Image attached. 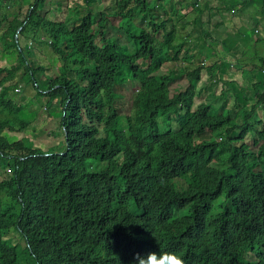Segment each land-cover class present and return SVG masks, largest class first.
<instances>
[{"label":"trees","instance_id":"16d2710c","mask_svg":"<svg viewBox=\"0 0 264 264\" xmlns=\"http://www.w3.org/2000/svg\"><path fill=\"white\" fill-rule=\"evenodd\" d=\"M81 1L84 13L70 27L40 15L45 0H21L18 12L0 0V44L16 60L0 64V264H133L147 250L176 252L185 264H264L262 50L237 52L230 35L217 41L208 30L187 31L182 10L195 12V26L210 0H111L104 10ZM220 8L257 24L264 0ZM114 17L126 18L117 26L122 40L104 37ZM20 36L46 45L59 63L44 90L36 76L45 67ZM142 63L166 70L141 80L124 113L119 66L136 71ZM203 70L210 85L197 89ZM212 73L220 106L206 100ZM22 76L48 103L62 91V152L26 149L6 135L29 124L13 97ZM182 77L187 86L156 95Z\"/></svg>","mask_w":264,"mask_h":264},{"label":"rangeland","instance_id":"374dc122","mask_svg":"<svg viewBox=\"0 0 264 264\" xmlns=\"http://www.w3.org/2000/svg\"><path fill=\"white\" fill-rule=\"evenodd\" d=\"M21 0H6V2L9 3L15 11H17V7L19 6ZM215 4H218L221 2V0H214ZM76 0H45L44 3H42L38 11L40 15H44L52 20L56 21H65L68 22L70 27L73 26L77 21V18L82 15L83 12V6L84 2L81 0H78L79 5H76ZM111 0H95V9H107L110 5ZM210 10V8L208 9ZM204 11L203 14H207V11ZM185 15L189 14V19L193 18L192 15H195L194 11H190V9L183 10ZM18 12V11H17ZM230 13V12H229ZM187 16V15H186ZM244 22L245 26H243L247 31L248 35L251 37V40L255 41L256 39L260 38L262 41H257L256 46H254V50L250 49L252 52L257 51L258 49L262 50V55L264 56V14L263 12L258 17V20L255 19V22L257 24H254V20H249V14L244 15ZM13 17L11 14L7 16V18ZM110 22L113 24L111 26L110 24H107V29L105 33V39L108 40L109 38H117V39H124V32L120 29H118V25L122 23L126 18H109ZM257 20V21H256ZM136 23L139 25L142 22H140L139 19H136ZM212 22H209L208 24H211ZM241 23V24H242ZM243 25V24H242ZM213 26V24H212ZM203 28V23L199 25L198 23L192 27L193 32L195 34H200L202 30H206L205 26ZM95 29V28H94ZM214 29V30H213ZM212 29V32H218L220 28V25L214 24ZM237 29V28H236ZM238 30V29H237ZM227 32V31H226ZM229 38H233V36L230 33L234 34V28H230L228 30ZM192 34V35H195ZM96 37V42L100 45H103L104 40L101 38L98 32L94 34ZM228 36L225 35L222 37V39L226 38ZM20 45L21 47H25L28 45L29 51H30V57L33 58V62L38 63V65H41L45 67V69H42L36 76V79L38 81V87L42 90L46 89L48 85L47 78L53 77L55 73H57V65L59 63L55 62L53 63V56L54 54L50 51V49L44 45V44H37L31 41L29 38H25L24 36H20ZM126 43L128 40H125ZM255 41V42H256ZM234 42V39H233ZM237 46H242L245 44L244 42H237ZM237 48V47H236ZM126 52L132 53V50L129 49L128 43L125 47ZM260 50V51H261ZM212 59V58H211ZM0 64L2 66H11L16 64L15 55H9L6 54L1 47L0 44ZM166 66H157V64H149V63H142L141 67L136 71H130L129 69L123 68L121 65L119 66V76H118V93L120 94L121 98V107L122 111L124 113L127 112L130 106V98L133 95L135 88L138 87L141 80H143L147 75H150L152 73H158V72H164L166 70ZM181 67V66H180ZM50 68V69H49ZM209 73L205 70L201 72L200 81L198 83V88H205L207 84L210 85V83H206L209 81ZM211 77L213 79L212 83H214L211 88L210 92H213V94H208V98L206 100H209L210 102L216 104L217 106H220L221 103L224 101L223 97H219L220 90L222 88V84L220 82L216 83V77H214V73H212ZM188 82L186 77H182L179 80H176L174 82H171L169 85L161 88L156 92L157 96L160 97H166L170 96L171 94L175 93L177 89H181L185 86H187ZM20 88L19 92H16L14 94V99L25 106V110L23 111V118L28 120L29 124L25 131H7L6 135L8 136L9 140L13 143H17V145H21L26 149H33V148H39L43 151H50L54 150L56 152H62L65 149V137L63 133V129L61 126V111L63 104L62 101V91H59L57 87L53 90V96L54 100L52 102L48 103L47 96H44L43 94H38L37 90L33 87L31 81L26 77L22 76L18 86ZM205 94V95H207ZM205 95H198L200 97L195 98V104L199 103V100L202 99ZM47 104V105H46ZM232 105V102L230 101L228 104H225L223 107L224 110L223 114L226 113L227 109ZM7 112V111H6ZM3 114V113H1ZM240 112L235 111V116L239 117ZM258 117L264 118V110H258L257 112ZM225 159V155H222L218 158V161L215 163L217 165H223ZM2 172V171H0ZM5 174L9 175L10 171L6 170ZM4 174V175H5ZM8 236L10 237L11 241L13 243L19 241L22 244V240L19 237V235L11 229ZM249 253H246V256L249 257Z\"/></svg>","mask_w":264,"mask_h":264},{"label":"crops","instance_id":"0c3cea01","mask_svg":"<svg viewBox=\"0 0 264 264\" xmlns=\"http://www.w3.org/2000/svg\"><path fill=\"white\" fill-rule=\"evenodd\" d=\"M213 1L214 0H210V3H211L210 10L207 11L206 15L203 13H204V11L206 12L207 9H205L202 13H200L198 15L199 17H198L197 23L199 25H201L203 23V27L205 26L206 30L210 31L212 33L213 37L217 41L219 39H221L222 37H224L225 35H227V34L229 35L228 30L233 27L234 28V34L233 33H230V34L233 36V39H234L233 43L235 44V49L237 47V50H238L237 52H239V49L241 47H242L241 49H247L248 50L247 46L249 47V45H250L249 41H251V37L248 35V31L243 27V26H245V23H242L245 21L244 15H246V14L245 13L234 14V12H235L234 10L233 11L218 10V8H220L221 5H223V4L225 5L227 1H234V0H221V2H219L218 4H215ZM183 10H185V9H183ZM183 10H182V13H184ZM186 15L182 18L183 19L182 22L185 24L187 31L188 30L191 31L192 27L194 26V24H192L191 21H194L195 15H192L193 18H191V19H189V17H190L189 14H186ZM209 19H210V22H212L211 24H208V22H207ZM194 23H195V21H194ZM212 24H213V26H214V24H215V26L220 25L221 30L219 29V31L217 33L212 32V29H213ZM182 34H184V33L182 32ZM193 34H195V32H193ZM244 34H246V37ZM198 35H200V34H198ZM193 36H197V34H195ZM239 41L244 42L245 44H243L242 46H237L238 45L237 42H239ZM216 44H217V42H213V46H216ZM206 46H208V45H206ZM210 47L211 46H209V48H207L208 51H207L205 59H211L212 58V56L209 54V52H211V50H212V49H210Z\"/></svg>","mask_w":264,"mask_h":264},{"label":"clouds","instance_id":"9594fccd","mask_svg":"<svg viewBox=\"0 0 264 264\" xmlns=\"http://www.w3.org/2000/svg\"><path fill=\"white\" fill-rule=\"evenodd\" d=\"M15 91L19 92L20 88L16 87ZM133 264H185V260L176 252L147 250L134 253Z\"/></svg>","mask_w":264,"mask_h":264},{"label":"water","instance_id":"95a60500","mask_svg":"<svg viewBox=\"0 0 264 264\" xmlns=\"http://www.w3.org/2000/svg\"><path fill=\"white\" fill-rule=\"evenodd\" d=\"M20 29H18V31H19Z\"/></svg>","mask_w":264,"mask_h":264}]
</instances>
